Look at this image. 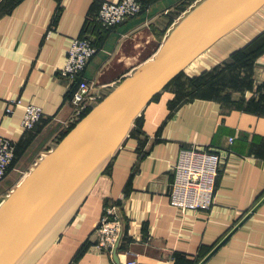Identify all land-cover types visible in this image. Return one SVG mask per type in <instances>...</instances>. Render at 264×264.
Masks as SVG:
<instances>
[{
  "label": "crops",
  "instance_id": "crops-1",
  "mask_svg": "<svg viewBox=\"0 0 264 264\" xmlns=\"http://www.w3.org/2000/svg\"><path fill=\"white\" fill-rule=\"evenodd\" d=\"M119 1L0 0V135L17 144L16 163L36 166L54 149L82 79L108 95L151 60L189 0H145L138 16L99 32L82 78H63L72 40L86 34L104 2ZM13 100L42 107L34 130L23 129L24 107ZM193 147L220 153L215 203L183 212L171 204L172 184L182 149ZM14 185L12 174L0 183V206L20 184ZM263 199L264 5L148 105L35 264H199L244 220L205 264H264ZM107 206L120 208L123 225L116 259L98 246L96 228Z\"/></svg>",
  "mask_w": 264,
  "mask_h": 264
},
{
  "label": "water",
  "instance_id": "water-1",
  "mask_svg": "<svg viewBox=\"0 0 264 264\" xmlns=\"http://www.w3.org/2000/svg\"><path fill=\"white\" fill-rule=\"evenodd\" d=\"M263 5L264 0H206L183 18L156 55L121 81L1 204L0 264L36 263L74 219L154 98Z\"/></svg>",
  "mask_w": 264,
  "mask_h": 264
},
{
  "label": "built area",
  "instance_id": "built-area-1",
  "mask_svg": "<svg viewBox=\"0 0 264 264\" xmlns=\"http://www.w3.org/2000/svg\"><path fill=\"white\" fill-rule=\"evenodd\" d=\"M144 9L143 0H120L119 2H104L96 21L104 28L110 29L138 16ZM51 31L49 32V34ZM98 49L95 36L88 31L84 36L72 40L67 61L61 71V76L70 81L82 78L89 61L96 55ZM94 84L82 79L74 92L73 114L66 125L75 127L106 97L105 93H94ZM15 106L24 107L22 127L32 131L42 121L44 112L41 106L24 105L19 100L11 101ZM13 108L8 109V114ZM233 138L230 139V143ZM17 144L0 135V181L5 177L16 158ZM220 153L184 148L175 166V180L172 184L171 204L185 212L187 209L209 210L215 203L216 183L219 176ZM98 246L109 255L117 252L123 234L120 208L107 206L97 225ZM129 264H135L130 262Z\"/></svg>",
  "mask_w": 264,
  "mask_h": 264
},
{
  "label": "rangeland",
  "instance_id": "rangeland-1",
  "mask_svg": "<svg viewBox=\"0 0 264 264\" xmlns=\"http://www.w3.org/2000/svg\"><path fill=\"white\" fill-rule=\"evenodd\" d=\"M205 0H189L187 3L183 2L181 7H180V12H179V17H178V22L180 23L183 18H185L191 11H193L194 9H196L199 5H201ZM128 21V20H127ZM124 23V22H123ZM122 24V23H121ZM120 25V24H119ZM173 85V84H172ZM172 85H170L168 88H165L166 90H169L171 89ZM69 120V119H68ZM68 122V121H67ZM66 122V123H67ZM74 127H68L67 125H65L60 131H59V134L56 136V141L57 144L56 146L54 147V149L57 147V145L59 144V142L62 141V139L73 129ZM54 142V143H55ZM53 150V149H52ZM51 150V151H52ZM50 151V152H51ZM17 152V151H16ZM18 163L17 164V171L14 170V169H11L9 171H7V174L5 175V177L0 181L1 182H4L7 177L12 174V177L14 178L15 180V185L17 186L18 184H21L25 178L35 169V167L37 166L38 163H36V166H34L33 164L34 163H27V162H19L17 161ZM14 168V167H13ZM14 170V171H13ZM104 175V174H103ZM14 185V186H15ZM14 188V187H13ZM5 194L6 196H9V193H4V196H3V199H7V197H5ZM4 200V201H5ZM3 201V202H4ZM2 202V203H3ZM1 203V204H2ZM35 264V263H34Z\"/></svg>",
  "mask_w": 264,
  "mask_h": 264
},
{
  "label": "trees",
  "instance_id": "trees-1",
  "mask_svg": "<svg viewBox=\"0 0 264 264\" xmlns=\"http://www.w3.org/2000/svg\"><path fill=\"white\" fill-rule=\"evenodd\" d=\"M143 4H144V8H145V0H143ZM91 30V32L94 34V36H95V44H96V41H97V36L99 35V32H104L105 30H107V28H104V27H102L96 20H94L93 22H91V23H87V25H86V28H85V33H87L88 31H90ZM183 73L184 72H182L180 75H178L166 88H168L171 84H173V82L174 81H176L179 77H181L182 75H183ZM109 95V94H108ZM107 95V96H108ZM158 96H156L155 98H154V100L157 98ZM16 154H17V152H16ZM16 163V158H15V160L13 161V163H12V165H11V167L9 168V170L13 167V165ZM110 168V166L108 167V169ZM107 169V170H108ZM8 170V171H9Z\"/></svg>",
  "mask_w": 264,
  "mask_h": 264
},
{
  "label": "bare ground",
  "instance_id": "bare-ground-1",
  "mask_svg": "<svg viewBox=\"0 0 264 264\" xmlns=\"http://www.w3.org/2000/svg\"><path fill=\"white\" fill-rule=\"evenodd\" d=\"M205 1H206V0H205ZM187 16H188V15H187ZM187 16H186V17H187ZM186 17H185V18H186Z\"/></svg>",
  "mask_w": 264,
  "mask_h": 264
}]
</instances>
